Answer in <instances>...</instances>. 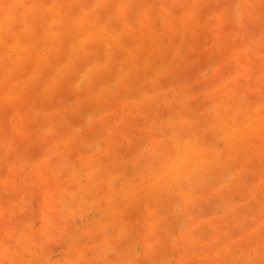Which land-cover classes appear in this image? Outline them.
<instances>
[{
    "label": "rangeland",
    "instance_id": "obj_1",
    "mask_svg": "<svg viewBox=\"0 0 264 264\" xmlns=\"http://www.w3.org/2000/svg\"><path fill=\"white\" fill-rule=\"evenodd\" d=\"M0 264H264V0H0Z\"/></svg>",
    "mask_w": 264,
    "mask_h": 264
}]
</instances>
